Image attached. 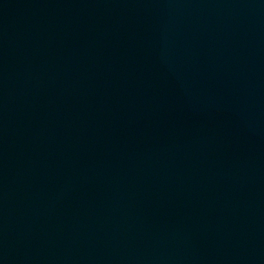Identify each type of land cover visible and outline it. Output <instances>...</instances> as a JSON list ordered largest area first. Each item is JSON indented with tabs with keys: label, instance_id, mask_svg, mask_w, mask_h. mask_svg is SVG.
I'll use <instances>...</instances> for the list:
<instances>
[{
	"label": "water",
	"instance_id": "obj_1",
	"mask_svg": "<svg viewBox=\"0 0 264 264\" xmlns=\"http://www.w3.org/2000/svg\"><path fill=\"white\" fill-rule=\"evenodd\" d=\"M0 264H264V0H0Z\"/></svg>",
	"mask_w": 264,
	"mask_h": 264
}]
</instances>
